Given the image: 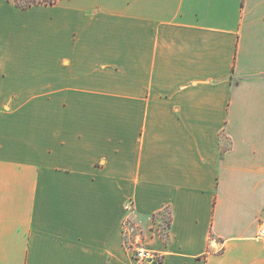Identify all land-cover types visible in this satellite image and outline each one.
<instances>
[{
    "label": "crops",
    "instance_id": "crops-1",
    "mask_svg": "<svg viewBox=\"0 0 264 264\" xmlns=\"http://www.w3.org/2000/svg\"><path fill=\"white\" fill-rule=\"evenodd\" d=\"M134 221L264 264V0H0V264H135Z\"/></svg>",
    "mask_w": 264,
    "mask_h": 264
},
{
    "label": "built area",
    "instance_id": "built-area-1",
    "mask_svg": "<svg viewBox=\"0 0 264 264\" xmlns=\"http://www.w3.org/2000/svg\"><path fill=\"white\" fill-rule=\"evenodd\" d=\"M159 232V227H157ZM261 236H264V229L261 230ZM131 256L135 264H161L162 257L155 251L145 248L139 239V235H135L129 242Z\"/></svg>",
    "mask_w": 264,
    "mask_h": 264
},
{
    "label": "rangeland",
    "instance_id": "rangeland-1",
    "mask_svg": "<svg viewBox=\"0 0 264 264\" xmlns=\"http://www.w3.org/2000/svg\"><path fill=\"white\" fill-rule=\"evenodd\" d=\"M21 2H26V1H32V0H20ZM168 213L167 211H164L162 213V220L160 221L159 223V233L161 235L162 238H166V234H167V224H168ZM134 224H137L136 227L132 228L130 227V233H131V236H133L134 234H139V230L141 229V226H142V222L140 221H134L133 222Z\"/></svg>",
    "mask_w": 264,
    "mask_h": 264
},
{
    "label": "trees",
    "instance_id": "trees-1",
    "mask_svg": "<svg viewBox=\"0 0 264 264\" xmlns=\"http://www.w3.org/2000/svg\"><path fill=\"white\" fill-rule=\"evenodd\" d=\"M15 1L21 6H28V5H31L33 3L52 4V3L56 2L57 0H32V1H26V2H21L20 0H15ZM167 228H168V224H167Z\"/></svg>",
    "mask_w": 264,
    "mask_h": 264
}]
</instances>
